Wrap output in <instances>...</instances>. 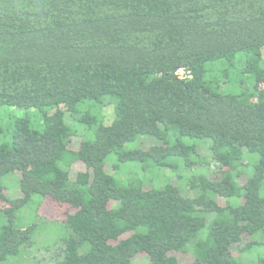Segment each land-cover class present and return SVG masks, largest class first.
Here are the masks:
<instances>
[{
	"label": "trees",
	"instance_id": "16d2710c",
	"mask_svg": "<svg viewBox=\"0 0 264 264\" xmlns=\"http://www.w3.org/2000/svg\"><path fill=\"white\" fill-rule=\"evenodd\" d=\"M3 106L43 125L16 119L0 143V264L32 243L36 226L13 220L35 195L49 199L37 217L69 230L55 264H238L233 250L264 236V0H0ZM139 135L158 143L124 151ZM184 138L207 140L219 165L191 176L193 195L116 181L126 162L191 169L203 158Z\"/></svg>",
	"mask_w": 264,
	"mask_h": 264
},
{
	"label": "rangeland",
	"instance_id": "374dc122",
	"mask_svg": "<svg viewBox=\"0 0 264 264\" xmlns=\"http://www.w3.org/2000/svg\"><path fill=\"white\" fill-rule=\"evenodd\" d=\"M213 65L209 64L211 68ZM210 75V73H209ZM27 119L31 128L41 130L43 125L41 112L31 108H17V107H0V143L7 139L8 132L12 131L13 122L16 119ZM183 142L190 145H195L199 150V154L203 161L194 165L191 169L182 165L180 172L172 173L171 171L162 170V168H154L152 170L143 169L142 164L137 163H120V169L113 174L117 182L122 184L127 181L124 180L133 176V174H140L151 182L148 186L154 185L157 187H163L166 184L178 185L185 194H194L186 187L191 181L194 174H206L211 178H215V174L218 170V163L212 159L211 152L207 145L208 141L204 139H188L184 138ZM158 143L156 139L143 135L136 136L135 139L127 143L124 147V151H131L135 149H146L151 145ZM251 164L257 161V155H250ZM108 161L116 162V155L113 154L109 157ZM107 161V162H108ZM253 169L251 168V172ZM147 173V174H146ZM178 176L181 180H178ZM251 176V174L249 175ZM3 184L6 187L7 197L10 199H17L22 196L20 191V174L12 173L3 178ZM260 196L264 197V182L260 188ZM49 199L41 198L35 195L33 201L25 207L19 209L15 214L13 220L14 226L19 229L28 228L32 225L36 226V230L32 237V243L21 249L19 254L14 257H10L1 264H55L63 257V244L61 238L66 237L69 234L68 228L65 223L60 219L47 220L37 217V209L39 205L44 203L47 205ZM44 205L42 208H44ZM9 206V205H6ZM5 206V208H6ZM58 218V217H56ZM10 223V216L0 211V227ZM245 242H258L247 251H242L241 248H236L233 251L237 253L238 264H255L256 261L264 255V236L263 234H257ZM244 245H242L243 247ZM176 256L182 264H188L190 257L176 253ZM134 264H150L149 256L146 253H140L134 258Z\"/></svg>",
	"mask_w": 264,
	"mask_h": 264
},
{
	"label": "built area",
	"instance_id": "2783aa9c",
	"mask_svg": "<svg viewBox=\"0 0 264 264\" xmlns=\"http://www.w3.org/2000/svg\"><path fill=\"white\" fill-rule=\"evenodd\" d=\"M177 75L178 77L181 79V80H185V79H188V78H191L190 76V73L184 71V70H179L177 72Z\"/></svg>",
	"mask_w": 264,
	"mask_h": 264
}]
</instances>
